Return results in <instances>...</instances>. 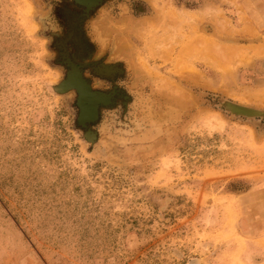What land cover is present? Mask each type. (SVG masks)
<instances>
[{
	"label": "rangeland",
	"instance_id": "rangeland-1",
	"mask_svg": "<svg viewBox=\"0 0 264 264\" xmlns=\"http://www.w3.org/2000/svg\"><path fill=\"white\" fill-rule=\"evenodd\" d=\"M72 64L110 95L85 127ZM256 244L264 0H0V264H264Z\"/></svg>",
	"mask_w": 264,
	"mask_h": 264
},
{
	"label": "flooded vegetation",
	"instance_id": "flooded-vegetation-1",
	"mask_svg": "<svg viewBox=\"0 0 264 264\" xmlns=\"http://www.w3.org/2000/svg\"><path fill=\"white\" fill-rule=\"evenodd\" d=\"M84 1H87V0H84ZM88 1H90V4L92 5V6H89L88 8H91L94 6V2L97 0H88ZM69 71H70V76H69L70 78L68 82L70 83L71 86L75 85L80 90L79 100L81 101V104H83V106L85 107L84 116L86 118H89V117H93V115H95L96 113L98 117V106L102 104H108L110 102V95L99 93L96 91L91 92L90 89H88L89 87L88 88L86 87V84H85L86 82H85L84 77L75 67H72ZM95 116H94V119H95Z\"/></svg>",
	"mask_w": 264,
	"mask_h": 264
},
{
	"label": "water",
	"instance_id": "water-1",
	"mask_svg": "<svg viewBox=\"0 0 264 264\" xmlns=\"http://www.w3.org/2000/svg\"><path fill=\"white\" fill-rule=\"evenodd\" d=\"M75 1V3L78 5V6H81L82 8H84V10L85 11H88V10H90V9H92V8H94L96 5H98L99 4V2L100 1H95L94 2V6L93 7H91V8H88L89 6H92L91 4H90V1H84V0H74ZM71 66V68L72 67H75L78 71H79V69L76 67V66H74L73 64L72 65H70ZM80 72V71H79ZM70 76V71L66 74V77L64 78V80L62 81V83L63 82H65V81H67V83H68V80H69V77ZM85 84H86V87L88 88L89 87V84H88V82L85 80ZM61 83V84H62ZM72 89H74V90H76V94H77V97L78 98H76V104H77V107H78V123L80 124V126H82V127H85L86 126V124L87 123H91V122H95L96 121V119H97V115H96V117H95V119L93 120H91L90 122H88V121H85V120H83V119H81V113H82V105H81V103H80V100H79V92H80V90H79V88L77 87V86H71V85H69V87H67L65 90H63V91H68V90H72ZM88 89H90V88H88ZM91 91V90H90ZM92 92V91H91ZM97 92V91H96ZM100 93V92H99ZM91 118V117H90ZM89 118V119H90ZM89 119H87L86 118V120H89Z\"/></svg>",
	"mask_w": 264,
	"mask_h": 264
},
{
	"label": "bare ground",
	"instance_id": "bare-ground-1",
	"mask_svg": "<svg viewBox=\"0 0 264 264\" xmlns=\"http://www.w3.org/2000/svg\"><path fill=\"white\" fill-rule=\"evenodd\" d=\"M69 85H70V83L68 82L67 83V81H65V82H63L62 84H60L59 85V87H57V89L58 90H60V91H63V90H65L67 87H69ZM80 103H81V101H80ZM82 105V113H81V119H83V120H85V121H88V122H90L93 118H94V116L96 115V113H95V115H93V117H89V118H87V119H89V120H86V117L84 116V110H85V107L83 106V104H81ZM96 117V116H95ZM94 120V119H93ZM89 136V135H88ZM91 136V135H90ZM89 136V139H92L91 137Z\"/></svg>",
	"mask_w": 264,
	"mask_h": 264
},
{
	"label": "crops",
	"instance_id": "crops-1",
	"mask_svg": "<svg viewBox=\"0 0 264 264\" xmlns=\"http://www.w3.org/2000/svg\"><path fill=\"white\" fill-rule=\"evenodd\" d=\"M262 245L264 244H256V246L259 248V247H263ZM255 252H258L260 255L261 254H264V249L263 248H259L258 250L255 249ZM263 264V263H262Z\"/></svg>",
	"mask_w": 264,
	"mask_h": 264
}]
</instances>
